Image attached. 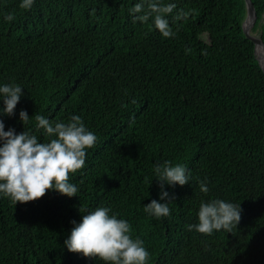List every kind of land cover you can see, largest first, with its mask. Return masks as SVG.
I'll use <instances>...</instances> for the list:
<instances>
[{"label":"trees","instance_id":"trees-1","mask_svg":"<svg viewBox=\"0 0 264 264\" xmlns=\"http://www.w3.org/2000/svg\"><path fill=\"white\" fill-rule=\"evenodd\" d=\"M252 1V35L264 44V0ZM137 2L0 0V84L24 88L15 115L0 117L5 130L46 141L35 115H79L98 137L70 173L77 196L48 191L25 204L0 196V264H102L64 247L72 222L99 206L130 222L147 264H264V70L244 33L246 2L164 0L176 4L172 37L151 19L134 23ZM164 161L192 178L166 186L171 214L157 218L144 206L160 199L154 164ZM215 198L241 204L237 227L187 230L200 203Z\"/></svg>","mask_w":264,"mask_h":264},{"label":"clouds","instance_id":"clouds-1","mask_svg":"<svg viewBox=\"0 0 264 264\" xmlns=\"http://www.w3.org/2000/svg\"><path fill=\"white\" fill-rule=\"evenodd\" d=\"M32 3L34 0H22L24 7H30ZM175 8V3H165L164 0H138L130 15L134 23L151 19L162 36L172 37L174 33L167 15ZM5 19L12 20L13 17L9 15ZM23 90L19 84H0V117L15 115ZM19 118L23 125L30 120L26 110L19 112ZM35 121L36 129L43 130L46 141H41L30 130L17 133L15 128H8L6 131L5 122L0 118V196H7L16 204L39 200L48 191L69 198L77 196L79 189L70 182V173L75 174L84 167L87 151L96 144L97 135L89 130L79 115H72L68 122H64L37 114ZM154 172L161 188L160 199L151 200L144 206V211L157 218L166 217L171 214L166 186L188 184L191 172L185 165L171 161L154 164ZM199 187L201 192H209L206 181H201ZM242 212L241 204L224 199L202 201L197 213L198 223L186 227L189 231L206 235L219 230L231 232L239 224ZM118 217V213L106 206L83 214L79 223L72 222L64 247L71 253L95 258L102 264H147L150 253L144 241L133 238L130 222Z\"/></svg>","mask_w":264,"mask_h":264},{"label":"water","instance_id":"water-1","mask_svg":"<svg viewBox=\"0 0 264 264\" xmlns=\"http://www.w3.org/2000/svg\"><path fill=\"white\" fill-rule=\"evenodd\" d=\"M245 2L247 15L243 24L244 33L246 37L253 43L257 60L259 61L261 68L264 70V44L262 42V39L252 35V30L256 26L258 15L253 1L245 0ZM258 52H260L261 55H259Z\"/></svg>","mask_w":264,"mask_h":264},{"label":"bare ground","instance_id":"bare-ground-1","mask_svg":"<svg viewBox=\"0 0 264 264\" xmlns=\"http://www.w3.org/2000/svg\"><path fill=\"white\" fill-rule=\"evenodd\" d=\"M258 54H259V55H261V53H260V52H258Z\"/></svg>","mask_w":264,"mask_h":264}]
</instances>
